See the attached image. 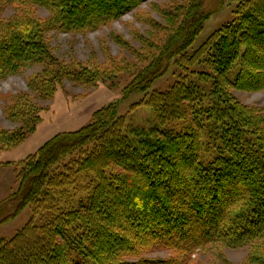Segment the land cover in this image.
Instances as JSON below:
<instances>
[{"label":"trees","instance_id":"trees-1","mask_svg":"<svg viewBox=\"0 0 264 264\" xmlns=\"http://www.w3.org/2000/svg\"><path fill=\"white\" fill-rule=\"evenodd\" d=\"M146 1L0 0V79L49 53L44 31H95ZM33 5L49 16L32 18L26 8ZM9 7L15 13L5 20ZM208 16L183 22L147 73L126 87L125 95L144 92L141 103L153 110L146 135L130 139L123 116L108 105L17 163V187L0 201V225L25 207L30 217L13 236L0 237V264H79L74 252L94 264H188L195 251L218 255L219 248L247 245L253 250L242 264H264V107L231 93L264 90V0L239 1L228 22L187 52ZM171 64L181 69L176 80L149 91ZM44 79L33 76L28 87L36 91ZM204 130L217 143L207 161ZM24 138L0 134L7 145ZM87 175L84 198L58 202ZM146 247L174 255L126 259Z\"/></svg>","mask_w":264,"mask_h":264},{"label":"rangeland","instance_id":"rangeland-1","mask_svg":"<svg viewBox=\"0 0 264 264\" xmlns=\"http://www.w3.org/2000/svg\"><path fill=\"white\" fill-rule=\"evenodd\" d=\"M239 1L148 0L95 31L82 34L44 31L43 41L49 53L40 62L0 79V134L17 131L25 135L17 145L0 142V201L17 187V163L57 133L74 131L89 123L92 113L99 108L113 105L117 116H123L124 131L130 139L136 140L140 133L146 135L155 123L153 110L141 103L144 92L125 95L126 87L137 76L147 73L166 41L177 34L183 22L188 25L195 14L197 17L209 15L201 32L186 50L189 52L232 18ZM26 9L32 18L49 16L44 8L35 5ZM14 13L15 10L9 7L1 17L8 20ZM180 70L171 64L168 71L152 83L149 91L166 90ZM236 72L234 67L230 77L233 78ZM36 75H44L45 79L38 83L36 91H32L28 83ZM231 93L245 105L264 107V90H232ZM202 133L201 156L207 161L215 154L217 143L205 134V130ZM85 178L87 180L82 178L65 195H57L58 202L63 203L65 199L74 204L78 198H84L91 180L89 175ZM12 211L13 205L6 208L4 216ZM29 217L30 209L25 207L16 217L0 225V237L13 236ZM38 217L35 223L41 224V217ZM252 250L247 245L238 249L219 248L218 255L210 250L195 251L188 264H242ZM140 252L126 259H166L174 255L172 251L158 247H146ZM73 256L79 264H94L77 252Z\"/></svg>","mask_w":264,"mask_h":264}]
</instances>
